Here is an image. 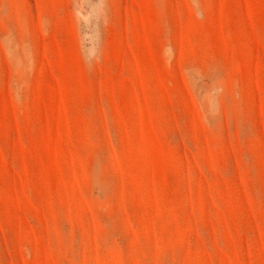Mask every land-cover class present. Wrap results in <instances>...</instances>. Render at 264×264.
Instances as JSON below:
<instances>
[{"label": "rangeland", "instance_id": "374dc122", "mask_svg": "<svg viewBox=\"0 0 264 264\" xmlns=\"http://www.w3.org/2000/svg\"><path fill=\"white\" fill-rule=\"evenodd\" d=\"M0 264H264V0H0Z\"/></svg>", "mask_w": 264, "mask_h": 264}]
</instances>
